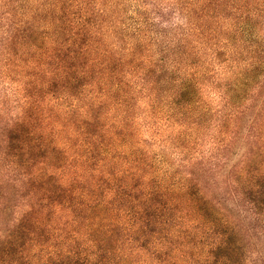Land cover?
<instances>
[{"label": "trees", "instance_id": "trees-1", "mask_svg": "<svg viewBox=\"0 0 264 264\" xmlns=\"http://www.w3.org/2000/svg\"><path fill=\"white\" fill-rule=\"evenodd\" d=\"M0 264H264V0H0Z\"/></svg>", "mask_w": 264, "mask_h": 264}]
</instances>
